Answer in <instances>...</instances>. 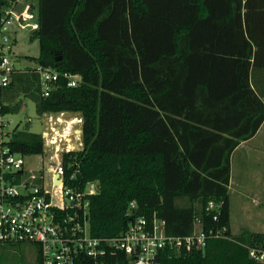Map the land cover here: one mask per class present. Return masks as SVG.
Here are the masks:
<instances>
[{
    "label": "trees",
    "instance_id": "16d2710c",
    "mask_svg": "<svg viewBox=\"0 0 264 264\" xmlns=\"http://www.w3.org/2000/svg\"><path fill=\"white\" fill-rule=\"evenodd\" d=\"M38 22L31 39L40 53L30 60L59 79L45 97L38 73L16 72L0 91V115L18 113L24 97L40 116L81 115L83 147L63 159L75 185H100L91 235L118 237L145 218L188 236L198 220L225 225L234 241L166 252L160 264H257L238 242L264 233H232L230 183L231 156L264 123V0H40ZM64 74L81 82L69 87ZM9 145L43 155L42 135L28 128H16ZM210 201L222 205L218 222Z\"/></svg>",
    "mask_w": 264,
    "mask_h": 264
},
{
    "label": "built area",
    "instance_id": "2783aa9c",
    "mask_svg": "<svg viewBox=\"0 0 264 264\" xmlns=\"http://www.w3.org/2000/svg\"><path fill=\"white\" fill-rule=\"evenodd\" d=\"M0 9V91L7 88L16 72H26L14 64L16 34H33L39 30L40 0H4ZM40 75L41 91L48 97L59 75L48 68L36 66ZM69 87H76L81 76L64 74ZM1 110V107H0ZM53 134L49 145L56 146L58 164H48L38 171L25 167V157L9 145L10 134L4 116L0 115V246L33 244L37 246L42 264H114L113 258L122 253L128 264H160L166 252L173 254L204 251L209 241L230 240L228 228H204L196 221L191 235L169 236L165 222L145 218L133 219L127 230L118 237L96 238L90 233V198L100 192L97 181L75 185V174L68 175L72 163L64 162L63 155L80 150L70 145L66 129L52 122ZM45 136V135H44ZM43 138V149L45 138ZM47 153V152H46ZM43 150V155L46 154ZM130 207L135 208V203ZM222 205L210 201L208 213L217 212L218 222ZM236 242V241H235ZM250 258L264 264V241L239 243Z\"/></svg>",
    "mask_w": 264,
    "mask_h": 264
},
{
    "label": "rangeland",
    "instance_id": "374dc122",
    "mask_svg": "<svg viewBox=\"0 0 264 264\" xmlns=\"http://www.w3.org/2000/svg\"><path fill=\"white\" fill-rule=\"evenodd\" d=\"M13 60L19 69H33L37 65L30 58H37L40 53L38 40L31 39V34L18 32L16 35ZM22 109L16 114L4 117L6 131L13 132L16 128H28L31 133L44 136V155L25 157V167L29 171H38L43 165L58 164L59 154L54 153L56 146L48 141L53 134L52 122L47 116L37 113L35 102L31 98H22ZM11 138V134H10ZM74 149L81 150L82 122L73 129ZM233 171L230 193L232 198L231 227L235 234L244 231L264 233V128L259 136L244 146L233 158ZM242 178L243 180H241ZM246 183L247 187L242 186ZM245 206L247 211H245ZM38 250L33 244L0 246V264H36Z\"/></svg>",
    "mask_w": 264,
    "mask_h": 264
},
{
    "label": "crops",
    "instance_id": "0c3cea01",
    "mask_svg": "<svg viewBox=\"0 0 264 264\" xmlns=\"http://www.w3.org/2000/svg\"><path fill=\"white\" fill-rule=\"evenodd\" d=\"M263 101H264V98H263ZM44 116H47L49 118V120L51 122H56L58 124V127L59 128H63V129H66L68 132H69V135H70V145L74 148V140H73V129H75V126L78 124V123H81L82 122V117L80 114H77V113H71V112H65V113H60V114H53V113H50V114H45ZM264 128V123L262 125V127L260 128V130L258 131V133L256 134V136H254L252 139L246 141V142H242L240 144V146L236 149V151L233 153V155L231 156V183H230V187H231V184L233 185L234 184V181L232 180V171H233V165H232V162H233V158H234V155L236 153H238L244 146H246L248 143L252 142L253 140H255L259 134L262 132ZM241 180H243L242 178H240ZM244 187H247L246 183L244 182L243 185ZM231 195V193H230ZM230 201H231V218H232V207H233V204H232V198L230 196ZM245 211H247V208L245 206ZM231 231L233 234H235L232 230V227H231ZM247 231V230H246ZM252 232V231H250ZM252 233H261V232H252ZM241 234V233H240ZM237 235V234H235ZM239 235V234H238Z\"/></svg>",
    "mask_w": 264,
    "mask_h": 264
}]
</instances>
